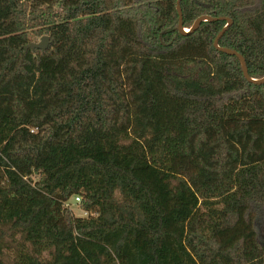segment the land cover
Returning a JSON list of instances; mask_svg holds the SVG:
<instances>
[{
    "label": "trees",
    "instance_id": "trees-1",
    "mask_svg": "<svg viewBox=\"0 0 264 264\" xmlns=\"http://www.w3.org/2000/svg\"><path fill=\"white\" fill-rule=\"evenodd\" d=\"M180 6L188 31L231 19L219 46L264 77V0ZM225 25L0 0V264H264V84L215 48Z\"/></svg>",
    "mask_w": 264,
    "mask_h": 264
},
{
    "label": "water",
    "instance_id": "water-1",
    "mask_svg": "<svg viewBox=\"0 0 264 264\" xmlns=\"http://www.w3.org/2000/svg\"><path fill=\"white\" fill-rule=\"evenodd\" d=\"M182 0H177V11H178V14H179V26H178V30L180 31L181 34H189L191 32H194L195 30H197L200 25L204 22H213V21H225L226 22V25L225 27L222 29V31L219 33V35L216 37L215 41H214V46L215 48L222 52V53H225L229 56H235L239 59L240 63H241V66H242V70H243V73H244V76L245 78L250 81L251 83H254L256 85H262L264 84V77L261 78V79H253L249 76V73H248V68H247V64H246V61L244 59V57L242 55H240L237 51L235 50H232V49H228V48H222L219 46V42L221 40V38L223 37V35L227 32V30L230 28V26L232 25V20L229 19V18H225V17H222V18H214V17H211V16H201L199 17L195 22L194 24L192 25L190 31L186 30L184 27H183V15H182V9H181V6H180V3H181ZM49 43H50V40H49V37L47 36H44L42 37L41 41L38 42V43H32L28 46L25 47L26 50L28 49H32V50H47L48 47H49Z\"/></svg>",
    "mask_w": 264,
    "mask_h": 264
},
{
    "label": "rangeland",
    "instance_id": "rangeland-1",
    "mask_svg": "<svg viewBox=\"0 0 264 264\" xmlns=\"http://www.w3.org/2000/svg\"><path fill=\"white\" fill-rule=\"evenodd\" d=\"M41 40H39L40 42ZM38 43V42H37ZM79 205L78 202L74 201L73 199L71 200V202H69L68 206L70 208V210L73 212L74 215L76 216H82V217H86L87 216V213L83 212L80 208H79ZM257 231H258V234L259 235H263V230H262V227H263V224H264V220L262 221H258L257 222ZM263 239V238H262Z\"/></svg>",
    "mask_w": 264,
    "mask_h": 264
},
{
    "label": "built area",
    "instance_id": "built-area-1",
    "mask_svg": "<svg viewBox=\"0 0 264 264\" xmlns=\"http://www.w3.org/2000/svg\"><path fill=\"white\" fill-rule=\"evenodd\" d=\"M75 200H76V202L80 203V198L79 197H77Z\"/></svg>",
    "mask_w": 264,
    "mask_h": 264
}]
</instances>
